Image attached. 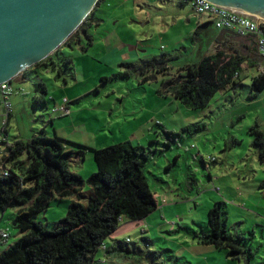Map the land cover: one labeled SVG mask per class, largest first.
I'll use <instances>...</instances> for the list:
<instances>
[{
    "label": "rangeland",
    "instance_id": "rangeland-1",
    "mask_svg": "<svg viewBox=\"0 0 264 264\" xmlns=\"http://www.w3.org/2000/svg\"><path fill=\"white\" fill-rule=\"evenodd\" d=\"M95 14L100 22L90 35L98 41L117 32L130 46L132 59L115 61L98 42L90 47L82 38L85 49L80 44L61 49L62 75L33 67L14 80L10 121L0 98V164L7 144L44 130L50 138L66 140L67 151L87 148L84 156L73 159L71 170L84 179L88 198L87 181L97 172L92 150L130 141L149 157L145 173L158 209L143 221L122 223L116 237L129 239L126 249L142 250L141 264H239L215 246L199 243L198 237L209 233V210L219 201L229 231L251 238L255 247L261 245L258 259L264 262V191L259 190L264 166L250 133L253 127L264 131V90L256 93L252 87L253 79L264 72V59L249 50L244 39L230 41L229 46L250 58L238 85L218 92L206 108L192 110L160 91L164 80L217 52L220 31L212 22L194 36L199 24L209 22L207 15H198L182 0H106ZM67 58L73 59L69 69L62 64ZM154 58L166 60L169 76L157 74L147 83L140 73L124 77L121 65ZM40 82L48 91L47 104L36 103ZM63 106L69 109L67 115L60 111ZM198 126L203 128L196 130ZM72 201L55 197L37 221L54 230ZM18 211L0 214V233L9 235L0 237V254L21 237L14 225Z\"/></svg>",
    "mask_w": 264,
    "mask_h": 264
},
{
    "label": "trees",
    "instance_id": "trees-1",
    "mask_svg": "<svg viewBox=\"0 0 264 264\" xmlns=\"http://www.w3.org/2000/svg\"><path fill=\"white\" fill-rule=\"evenodd\" d=\"M102 2L104 0L99 1L85 23L57 52L35 67L58 71L62 75L64 69L57 59L61 49L79 44L83 37L87 45L92 44L90 29L99 25L95 13ZM209 24L210 21L198 25L195 38ZM78 35L83 37L78 38ZM239 38L227 36L223 42H218L215 54L205 56L198 64L188 65L184 74L164 80L160 94L171 95L187 108L200 110L206 108L218 92L229 86L236 87L243 64L250 59L239 49L229 46L230 41ZM62 64L69 69L73 59L67 58ZM121 66L125 68L124 77L140 73L142 83L150 82L157 74L170 75L164 58ZM252 87L256 93L264 90V72L253 79ZM38 92L41 94L36 103L47 104L48 91L42 82ZM202 128L195 127L196 130ZM250 133L259 161L264 166V131L253 127ZM65 143L66 140L58 136L48 137L44 130L29 140L6 143V155L0 164V214L11 208L19 209L14 225L20 230L21 237L0 254V264H120L121 260L123 264H141L140 248L126 249L127 242L111 237L122 224L120 218L123 223L142 221L158 207L145 173L148 155L131 142L92 150L97 172L87 181L91 188L87 198L84 179L71 170L73 159L84 156L87 148L79 145L80 151H67ZM175 160L177 162L178 157ZM261 188L264 189V182ZM55 197L73 201L67 216L50 231L37 221V217L48 209ZM85 199L87 204L83 203ZM208 217L209 233L198 237L200 244L215 246L239 264H264L258 259L263 252L261 245L255 247L251 238L229 231L223 202H215ZM108 239L112 242L107 243ZM102 257L108 262L102 263Z\"/></svg>",
    "mask_w": 264,
    "mask_h": 264
},
{
    "label": "water",
    "instance_id": "water-1",
    "mask_svg": "<svg viewBox=\"0 0 264 264\" xmlns=\"http://www.w3.org/2000/svg\"><path fill=\"white\" fill-rule=\"evenodd\" d=\"M100 0H0V85L12 83L57 52ZM264 20V0H207ZM236 36L219 32L217 41ZM166 66V65H165Z\"/></svg>",
    "mask_w": 264,
    "mask_h": 264
},
{
    "label": "built area",
    "instance_id": "built-area-1",
    "mask_svg": "<svg viewBox=\"0 0 264 264\" xmlns=\"http://www.w3.org/2000/svg\"><path fill=\"white\" fill-rule=\"evenodd\" d=\"M183 2L189 4L198 15H207L208 21L212 22L217 30L234 31L237 36L246 41L249 47L253 48L254 52L264 58V20L261 17L243 10L217 5L207 0H183ZM12 93V83L0 85V98L5 105L8 119L12 111V104L9 101ZM60 111H64V115L69 113L68 107L65 106L61 107ZM2 132L0 131V133ZM3 141L5 144L6 140ZM4 175H8L7 171L4 172ZM120 222L123 223L122 218H120ZM0 237L5 240L9 235L2 232ZM126 241L129 242V239Z\"/></svg>",
    "mask_w": 264,
    "mask_h": 264
},
{
    "label": "crops",
    "instance_id": "crops-1",
    "mask_svg": "<svg viewBox=\"0 0 264 264\" xmlns=\"http://www.w3.org/2000/svg\"><path fill=\"white\" fill-rule=\"evenodd\" d=\"M104 1H106V0H104ZM183 1V0H182ZM204 22H202L201 24H203ZM200 25V24H199ZM111 34H114V36H112ZM84 38V37H83ZM104 39V38H103ZM103 39H101V40H98V41H95V39L93 38V42H92V44L91 45H89L90 47L91 46H93V45H95L96 44V42H98L97 44H99V46L100 47H102V48H104V51H105V54H107L108 56H109V58H111V57H113L114 59H115V61H118L119 60V57H122V59H124V60H129V59H132V57H129V56H131V54H130V52H131V50L130 49H127L128 47L130 48V46H127L128 44H126V42L125 41H123V39H121V37L118 35V33L117 32H114V33H110V34H108L107 35V37H105V39L103 40ZM240 39H242V38H240ZM85 39H82L80 42H79V44H80V46L81 47H84V48H86L85 47V43L83 42ZM86 41V40H85ZM246 47L249 49V50H251V51H253V48L250 46H248V45H246ZM87 50V49H86ZM86 50H84V51H86ZM133 51V50H132ZM254 52V51H253ZM148 53V52H147ZM58 61H59V59H60V56H58ZM144 61H150V60H144ZM143 60H140V62H144ZM107 63H109L108 61H106ZM110 63H112V62H110ZM105 75V74H104ZM101 76V80H103V79H106L105 81H104V83H107L109 80L106 78V76ZM79 97V96H78ZM81 97V96H80ZM79 97V98H80ZM9 121H10V118H9ZM23 139V138H22ZM126 142H130V141H126ZM6 148H7V146H6ZM6 148L5 149H3L2 151H1V157L4 155V154H6ZM264 179V178H263ZM253 181H256V179H253ZM264 182V180H262L261 181V185H262V183ZM261 185H260V187H259V190L260 191H264V189H262L261 188ZM71 199V198H70ZM71 200H73V199H71ZM157 206H158V204H157ZM157 209H158V207H157ZM156 209V210H157ZM145 220V219H144ZM143 221V220H142ZM119 232V229L117 230V232L111 237L112 239H117V233ZM118 240V239H117ZM102 263H106V262H108V261H106V259L105 258H103L102 257Z\"/></svg>",
    "mask_w": 264,
    "mask_h": 264
}]
</instances>
